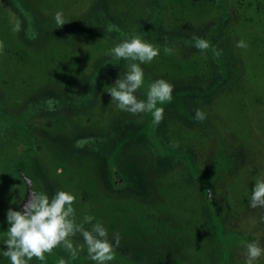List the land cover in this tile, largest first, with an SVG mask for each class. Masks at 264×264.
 <instances>
[{"label":"rangeland","instance_id":"1","mask_svg":"<svg viewBox=\"0 0 264 264\" xmlns=\"http://www.w3.org/2000/svg\"><path fill=\"white\" fill-rule=\"evenodd\" d=\"M132 35L160 50L141 65L146 88L174 86L159 125L108 94L130 63L111 50ZM0 42V220L23 200L22 173L34 192L73 194L77 223L119 234L108 264H245L247 242L264 246V207H250L264 178V0H0ZM59 258L96 264L62 246L29 264Z\"/></svg>","mask_w":264,"mask_h":264},{"label":"clouds","instance_id":"2","mask_svg":"<svg viewBox=\"0 0 264 264\" xmlns=\"http://www.w3.org/2000/svg\"><path fill=\"white\" fill-rule=\"evenodd\" d=\"M57 28L67 24L63 13L57 11L54 15ZM19 30V26H17ZM109 31L116 30L114 25L109 26ZM194 47L204 52L210 47V42L204 38L193 36ZM237 48H246L245 41H238ZM4 44L0 42V52ZM165 53L171 54V48H165ZM219 56V50H215ZM159 48L141 39L139 35H132L117 43L111 50V55L118 60L130 61L128 70L123 77L116 79L110 87L108 94L117 103V106L132 115L151 113L153 123L159 125L164 118V105L172 102L174 86L164 79H157L147 87L145 99H139L137 91L144 84V71L142 64L151 63L159 55ZM49 110H55V101L49 100ZM194 119L203 122L206 114L195 110ZM80 142L78 146H83ZM58 174L63 170L58 169ZM75 196L70 192L57 191L51 197L45 192H31L20 208H9L6 213L7 238L3 245L6 250H0V255L8 258L10 264H29L33 258L44 261L45 253L51 254L53 249L63 247L71 259H76L79 252L86 247L90 260L96 264H108L116 255V248L120 245V236L116 234L113 241L108 238L107 229L100 222L92 224L93 217L84 216L83 223L75 220L73 203ZM250 207H264V178L257 179L252 188ZM264 221V218H261ZM85 224H92L90 229ZM77 234L82 236L83 244H76L73 240ZM245 264H254L264 255V246L259 240L245 244ZM58 264H68L64 258L58 259Z\"/></svg>","mask_w":264,"mask_h":264},{"label":"water","instance_id":"3","mask_svg":"<svg viewBox=\"0 0 264 264\" xmlns=\"http://www.w3.org/2000/svg\"><path fill=\"white\" fill-rule=\"evenodd\" d=\"M143 87L146 89V86L143 84ZM22 179H23V182L25 184V194H24V197H23V200L22 202L20 203V205L18 206V208L16 210H20V208L23 206V204L26 202L29 194L31 192H34L33 189L31 188V180L26 177L24 174L20 173ZM119 180V179H118ZM118 181H116L115 183H117ZM208 207L210 208L211 212L213 215H215V208H214V205H213V202H212V199L211 198H208Z\"/></svg>","mask_w":264,"mask_h":264},{"label":"trees","instance_id":"4","mask_svg":"<svg viewBox=\"0 0 264 264\" xmlns=\"http://www.w3.org/2000/svg\"><path fill=\"white\" fill-rule=\"evenodd\" d=\"M9 226L7 225V221L6 219H4L3 221L0 220V233H2L3 231H5Z\"/></svg>","mask_w":264,"mask_h":264},{"label":"flooded vegetation","instance_id":"5","mask_svg":"<svg viewBox=\"0 0 264 264\" xmlns=\"http://www.w3.org/2000/svg\"><path fill=\"white\" fill-rule=\"evenodd\" d=\"M144 85H145V84H144ZM145 86H146V85H145ZM142 87H143V86H142ZM143 88H144V87H143ZM144 89H145V88H144ZM145 90L147 91V88H146ZM19 205H20V204H19ZM19 205H18V206H19ZM18 206H17V208H18ZM17 208H16V209H17ZM16 209H15V210H16Z\"/></svg>","mask_w":264,"mask_h":264}]
</instances>
